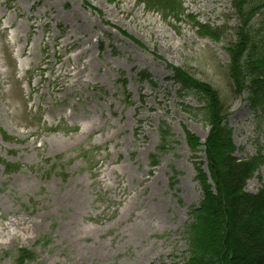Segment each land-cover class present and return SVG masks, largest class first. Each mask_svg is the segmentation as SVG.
<instances>
[{
	"label": "rangeland",
	"instance_id": "374dc122",
	"mask_svg": "<svg viewBox=\"0 0 264 264\" xmlns=\"http://www.w3.org/2000/svg\"><path fill=\"white\" fill-rule=\"evenodd\" d=\"M178 1L177 21L134 0H0V264L183 261L208 128L170 68L216 92L238 159L264 157V117L227 75L232 0ZM263 183L264 164L245 191Z\"/></svg>",
	"mask_w": 264,
	"mask_h": 264
},
{
	"label": "trees",
	"instance_id": "16d2710c",
	"mask_svg": "<svg viewBox=\"0 0 264 264\" xmlns=\"http://www.w3.org/2000/svg\"><path fill=\"white\" fill-rule=\"evenodd\" d=\"M147 12L159 13L162 19L179 20L184 10L178 0H134ZM237 20L235 42L227 49L228 79L236 96L245 94L252 114L264 117V0H232ZM191 21L202 36L219 39L218 29ZM171 69V83L178 97H191L199 107L184 109L208 128L203 143L205 172L195 167V181L201 191L197 207L190 208V223L185 228L184 259L176 264H264V183L256 193H247L246 184L264 164L260 152L247 159L235 156L228 111L222 107L211 86L194 80L176 68ZM142 79H148L146 74ZM125 86V82H122ZM59 130V129H57ZM53 131L56 132L55 129ZM71 132L70 129L60 130ZM162 135H165L164 133ZM5 140L10 138L2 132ZM185 138L191 150L199 146L188 132ZM194 153V152H193ZM6 173L17 166L1 162ZM18 263L34 261L35 255L17 251Z\"/></svg>",
	"mask_w": 264,
	"mask_h": 264
},
{
	"label": "bare ground",
	"instance_id": "6f19581e",
	"mask_svg": "<svg viewBox=\"0 0 264 264\" xmlns=\"http://www.w3.org/2000/svg\"><path fill=\"white\" fill-rule=\"evenodd\" d=\"M64 75H69L70 71L69 70H65V72L63 73Z\"/></svg>",
	"mask_w": 264,
	"mask_h": 264
}]
</instances>
